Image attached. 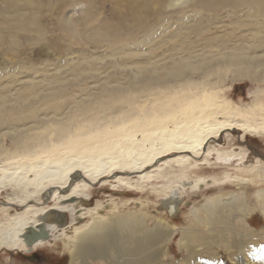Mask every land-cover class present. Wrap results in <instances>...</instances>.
<instances>
[{"label":"rangeland","instance_id":"obj_1","mask_svg":"<svg viewBox=\"0 0 264 264\" xmlns=\"http://www.w3.org/2000/svg\"><path fill=\"white\" fill-rule=\"evenodd\" d=\"M28 2L29 6L27 0H0V96L4 97L0 111L5 113L0 120V164L13 156V139L34 142L45 137L42 132L54 133L63 125L80 132L86 123L105 116L116 117L130 109L148 108L180 87L200 83L206 75L210 80L215 73L223 76L226 69L237 72L233 80L226 76L228 80L221 83L224 93L234 102L249 106L251 93L261 96L264 103V0ZM139 45L143 49L135 51ZM117 50L121 51L113 55ZM232 57L239 61L235 66H222L225 70L220 71L222 67L214 65L216 58L225 62ZM147 61L153 64L146 65L145 71L134 66ZM253 73L258 81L247 77ZM49 75L59 76L64 85L48 91L42 88L45 83L37 88L28 83ZM11 78L20 80L19 85L7 84ZM34 92L37 94L31 95ZM240 140L232 133V137L223 135L210 144L226 150L235 144L247 150L249 159L235 162V169L249 170L257 160L264 165V136ZM215 162L212 159L200 166V173H187L188 178H220ZM258 166L264 169L261 164ZM252 176L253 173L246 175ZM165 183L157 180L147 186L144 195L128 194L122 188L101 192L95 187L88 195L89 205L101 202L104 210L142 213L146 227L163 229L165 239L169 230H179L156 255L158 262L159 256L164 262L156 264H180L185 255L180 249V234L191 223L190 212L215 192L180 190L177 212L169 216L162 206L168 198L163 197L161 188ZM261 190L264 184L252 188L253 193ZM249 205L254 207V201ZM249 218L256 230L264 226L260 213L253 212ZM67 233L71 234V230ZM49 241V246L33 251L2 250L0 264H67L70 248L64 245L66 240L55 234ZM254 243L246 258L237 253L230 259L221 249H217L213 259L199 257L198 253L191 258L199 261L193 264H264V240ZM160 244L161 241L152 250Z\"/></svg>","mask_w":264,"mask_h":264},{"label":"bare ground","instance_id":"obj_2","mask_svg":"<svg viewBox=\"0 0 264 264\" xmlns=\"http://www.w3.org/2000/svg\"><path fill=\"white\" fill-rule=\"evenodd\" d=\"M142 49L140 46L135 51ZM217 59L213 60L216 67L227 68L239 62L233 57L225 62ZM149 62L134 66L145 71L146 65L153 64ZM222 68L220 71L225 70ZM236 73L226 69L223 76L215 73L211 80L206 75L200 83L180 87L148 108L105 116L82 125L80 132L63 125L57 132H42L45 137L34 142L27 138L11 140L15 145L13 156L0 164V251H33L49 246L50 237L56 234L70 248L67 264L164 262L160 256L158 262L156 255L179 230H169L165 239L163 229L146 227L142 213L104 210L101 202L90 206L88 197L95 187L101 192L122 188L128 194L144 195L147 186L160 180L166 182L161 188L163 197L168 198L162 206L169 216L177 212L180 190L215 192L190 212L191 223L180 234V249L185 253L180 264L199 263L191 258L197 253L213 259L217 249L228 253L230 259L237 253L246 258L254 242L264 240V226L256 230L248 222L253 212L264 216V190L252 191L254 186L264 184V169L258 164L264 165L257 160L249 170L235 169V162L249 159L247 150L235 144L228 150L210 144L223 135L232 137V133L239 141L264 136L263 98L250 93L249 106L237 104L221 88V83L228 80L226 76L233 80ZM247 77L258 81L254 73ZM19 81L11 78L7 84L19 85ZM28 83L32 88L45 83L42 88L48 91L64 85L59 76L51 75ZM4 117L0 111V120ZM212 159L218 164L220 178H188L187 173H200V166ZM164 169L167 171L162 172ZM248 173L253 176L246 177ZM252 201L254 207L249 205ZM69 229L71 234L67 233ZM160 241L157 250H152Z\"/></svg>","mask_w":264,"mask_h":264}]
</instances>
